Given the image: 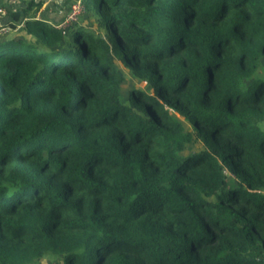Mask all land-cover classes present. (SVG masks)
Masks as SVG:
<instances>
[{"label":"trees","instance_id":"trees-1","mask_svg":"<svg viewBox=\"0 0 264 264\" xmlns=\"http://www.w3.org/2000/svg\"><path fill=\"white\" fill-rule=\"evenodd\" d=\"M44 1L0 38V264H264V0Z\"/></svg>","mask_w":264,"mask_h":264},{"label":"rangeland","instance_id":"rangeland-1","mask_svg":"<svg viewBox=\"0 0 264 264\" xmlns=\"http://www.w3.org/2000/svg\"><path fill=\"white\" fill-rule=\"evenodd\" d=\"M77 2H80L82 4V0H61L60 5L62 6L63 12H65V13L63 14V18L60 21H58L56 23H52V25L58 26L61 29H66L69 23L70 24L74 23V24H80V25H83L85 27H89L91 29H94L95 31H97L101 34L105 33L104 31H100L96 27V25L93 23L94 18H92L91 14L89 12H87L86 10L82 14H80L77 18L73 19L72 22L69 20L68 15H69V12L71 10V6ZM4 26H5L4 24H0L1 41L7 40L6 37H22L25 34V31L22 30V28H20V26H18V24L15 28H12L10 26H5V27ZM1 27H4V29H1ZM258 72L261 74H264V59H262V61H261V64L258 68ZM128 84H129V80H126L123 84V88L125 91L128 88ZM139 86L141 88L146 89L149 93H152V90L150 88H148L146 81L139 82ZM186 125L189 126L188 123H186ZM40 264H57V263H54L49 259H42Z\"/></svg>","mask_w":264,"mask_h":264},{"label":"crops","instance_id":"crops-1","mask_svg":"<svg viewBox=\"0 0 264 264\" xmlns=\"http://www.w3.org/2000/svg\"><path fill=\"white\" fill-rule=\"evenodd\" d=\"M31 0H0V4L3 5L5 9H19L23 6H26L28 2ZM61 0H45L40 8L36 11L35 17L36 19H42L52 25V23H56L63 18V8L60 5ZM25 19H30V15H25ZM10 19L9 15H0V24H4L5 26L8 20ZM20 28H22V24H18ZM54 26V25H52ZM22 37L29 39L28 35L25 33Z\"/></svg>","mask_w":264,"mask_h":264},{"label":"built area","instance_id":"built-area-1","mask_svg":"<svg viewBox=\"0 0 264 264\" xmlns=\"http://www.w3.org/2000/svg\"><path fill=\"white\" fill-rule=\"evenodd\" d=\"M84 11H85V8L80 2L74 3L71 6V10H70L69 15H68L69 20L72 22L73 19L77 18ZM0 15H6V9L2 5H0ZM4 27H1V29H4Z\"/></svg>","mask_w":264,"mask_h":264}]
</instances>
